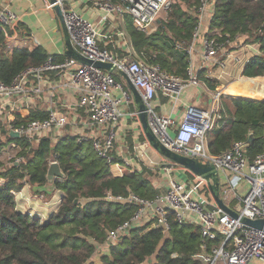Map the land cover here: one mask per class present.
<instances>
[{
	"label": "built area",
	"instance_id": "2783aa9c",
	"mask_svg": "<svg viewBox=\"0 0 264 264\" xmlns=\"http://www.w3.org/2000/svg\"><path fill=\"white\" fill-rule=\"evenodd\" d=\"M39 1L48 12L56 14L54 8L60 9L61 26L79 56L92 62L111 64L113 72L123 76L137 91L145 106L147 125L159 144L175 154L213 166L218 177L227 173L225 185L222 189L219 186V196L224 204L240 219L264 220V149L251 163L244 155L248 146L246 142L234 144L230 151L220 156L208 153L206 136L218 125V94L215 99L211 98L212 103L207 110L189 108L178 125L170 117L158 115L152 106L158 92L168 96L176 105L181 92L187 87L202 85V88H207L199 81L200 72L205 73L204 78L209 82L223 79L227 60L239 65V70L248 64L250 57L246 56V52L236 53L237 49L234 52L226 49L228 46L234 48L233 44L239 38L219 42L218 34L209 35L215 0H199L193 12L196 27L191 43L182 50L188 58L199 46L200 61L194 68L188 60L187 79L165 72L159 64H148L138 57L133 59V53L120 58L99 44L102 36L98 27L109 15L129 16L136 30L150 35L157 28L160 14L170 7L171 0H80L104 13L97 24L70 7L71 0ZM20 20L21 17L8 4L0 5V30H13ZM13 36L6 41L9 43ZM238 47L249 49L242 43ZM113 72L83 65L71 58L55 62L49 58L39 67H29L13 78L10 85L0 82V123L4 124L7 134H16L18 138L38 139L45 136L54 141L70 132L76 136L77 142H90L93 152L107 161L113 176L133 173L128 171L127 162L114 163L112 158L119 122L132 105L130 89L117 81ZM115 93L119 95L115 96ZM40 104L47 107L42 108ZM22 109H42L47 117L18 125L13 122L11 112ZM129 116L137 118V112ZM148 145V142L135 145L136 157L141 158ZM12 149L16 150L18 146L11 144L3 154L10 153ZM21 160L16 158L15 164L18 165ZM176 168L181 175L171 176L167 187L152 200L133 194L126 197L106 195V202L134 206L135 212L128 221L107 234L99 250H108L136 228L168 231L171 214L172 220L179 225L188 223L198 227L203 243L196 259L201 264H264V231L241 224L222 212L214 201L206 200L198 193L192 180L183 175L188 171L180 166L172 163L164 170L175 174ZM192 176L207 185L204 179ZM218 236H222L223 240L209 248L207 243L215 242Z\"/></svg>",
	"mask_w": 264,
	"mask_h": 264
},
{
	"label": "trees",
	"instance_id": "16d2710c",
	"mask_svg": "<svg viewBox=\"0 0 264 264\" xmlns=\"http://www.w3.org/2000/svg\"><path fill=\"white\" fill-rule=\"evenodd\" d=\"M115 1V0H113ZM199 0H176L167 12V18L158 20L156 30L146 35L132 26L131 18L124 16V28L134 56L148 64H159L162 70L187 79L188 59L182 50L189 46L196 27L193 12ZM215 14L209 26V35L218 34L217 40L234 41L243 37L246 44H257L258 55L250 57L239 80L226 86L221 93L234 99L220 100L218 110L221 127L212 129L206 136L211 156L230 151L234 144L253 141L245 149L251 163L264 149V0H215ZM19 26V25H18ZM18 28L0 30V82L10 85L13 78L29 67H39L49 58L53 62L67 58L50 56L41 46L14 48L11 55L3 54L6 39ZM101 48L122 57L121 49ZM114 78L123 82L118 73ZM213 91L216 84L199 77ZM250 78V79H247ZM126 87V86H125ZM127 88V87H126ZM13 122L27 123L43 120L47 113L42 109L15 110ZM141 141L143 138H140ZM11 144L15 159L22 160L4 166L1 157ZM113 162L119 157L112 155ZM60 166L64 179L55 180L54 189L63 193L57 211L47 220L40 221L15 209L14 194L24 183L32 187L47 186L46 173L51 161ZM198 193L213 202L208 186L185 172ZM0 264H201L196 256L201 252L203 240L199 229L191 224H177L170 214V229L136 228L119 239L108 250H99L108 233L128 221L135 207L106 202L108 193L126 197L133 194L152 200L158 190L144 178V173H125L113 176L106 160L91 148L90 142H77L76 136L62 135L56 141L49 137L15 138L7 134L0 123ZM218 192L219 189H218ZM75 201H77L75 203ZM147 229V230H146ZM218 236L208 247L219 245Z\"/></svg>",
	"mask_w": 264,
	"mask_h": 264
},
{
	"label": "crops",
	"instance_id": "0c3cea01",
	"mask_svg": "<svg viewBox=\"0 0 264 264\" xmlns=\"http://www.w3.org/2000/svg\"><path fill=\"white\" fill-rule=\"evenodd\" d=\"M6 4L9 5V8L13 12L21 17V20L17 25H21L22 27H24V35L27 34L29 36L28 38H32V42H35L34 45L41 46L44 51L50 56L65 55V44L67 37L65 31L61 26L59 18L56 17V14L44 10V7L39 0H0V5ZM69 6L75 9L83 18L89 20L94 24L99 23L101 17L104 15L103 12L94 8L92 4L81 3L80 0H71L69 2ZM98 31L102 36L101 38H99L100 45L104 47H107L109 45L112 49H121L123 52L122 56L127 55V53H133L129 43V38L124 28V16L118 17L116 15H109L106 18V21L98 27ZM25 38H27V36ZM242 44L246 43L243 42ZM246 45L249 46V49H243L241 47L239 48L238 46H235L234 49H237L235 50V52H246L247 57L259 54L257 44ZM23 46L25 45L23 44ZM115 49L113 50L115 51ZM8 53L9 51L6 55H9ZM199 55L200 47L196 46L194 55L187 58L188 60H190V65L194 68H197L199 65ZM243 70L244 68L239 70V65L232 64L230 60H227L225 72H232V75L237 74L240 76L242 75ZM199 74L200 76L206 77L205 73L203 72H200ZM215 74L217 75L218 72H216ZM227 75L231 77V74L227 73L225 76ZM122 78L124 80L120 83H122L124 87L126 86L127 88H129L127 80L123 76ZM256 79H262V82L264 83V77H258ZM199 81L203 83L200 78ZM221 81L222 79L218 81L214 80V82L212 83L219 84L221 83ZM228 84L230 83L228 82ZM208 91L210 90L208 88H202V85L200 87H187L184 91L181 92L176 105L173 104L168 96H165L162 93L158 92L152 103V106L153 108H155V112L158 115L170 117L176 123V125H178L182 121L185 112H187L189 108L194 107L203 110H207V107L208 109L210 108L212 100L210 94L207 93ZM117 95L119 94L115 93V96ZM221 95H224L225 97L227 96L225 94H222L221 92L218 93L219 97ZM218 106L220 107V100H218ZM135 112H137V118L129 116L130 114ZM219 121L220 116L217 120L218 125L216 126V128L221 127V123ZM129 132L131 133V139L133 142L132 147L129 148L132 153H128V148L125 145V135ZM141 137L143 138V140L140 142L139 140ZM145 142L148 141L144 135L138 117V104L135 103L132 95V105L127 109L124 117L121 118L119 126L117 128V140L114 145L115 148L113 154L119 157L122 163L124 161L127 162L128 171L131 170L133 171V173H142L144 171V167L150 169L149 165L153 163H162L160 165L161 168L169 166L167 165L168 159L158 154L157 151L150 146V144L144 150L143 158L136 157L133 147L137 144H143ZM165 171L164 169H162L160 173L168 175V177L166 178L169 179L173 173ZM129 173L133 174L132 172ZM175 175H181V172L177 168ZM226 177L227 173L225 172L221 173L218 177V184L221 189L227 181ZM167 184L168 180L166 181V184L164 185L163 189L160 190V192L167 187ZM62 197V192L54 189L51 184H48L44 187H32L29 184H24L22 188L14 194L15 209L21 214H27L31 217L39 219L40 221H45L57 211ZM252 264L258 263L254 262Z\"/></svg>",
	"mask_w": 264,
	"mask_h": 264
},
{
	"label": "water",
	"instance_id": "95a60500",
	"mask_svg": "<svg viewBox=\"0 0 264 264\" xmlns=\"http://www.w3.org/2000/svg\"><path fill=\"white\" fill-rule=\"evenodd\" d=\"M54 10H55L57 17L60 20L61 25H62V17H61L60 9L58 7H55ZM63 30L65 31L64 28H63ZM65 33H66V31H65ZM66 37H67V33H66ZM65 46H66L65 56L67 58H71L80 64L93 66V67H96L98 69H101V70H104L107 72H113L114 71L111 64L92 62V61H89L82 56H79L71 47V44L69 42L68 37L66 38ZM129 89L133 95L135 103L138 104V117H139V120L141 123L142 130L144 132V135H145L148 143L150 144V146L154 150H156L161 156L170 160L172 163L180 166L181 168L188 171L192 175L204 179L207 183L209 192L211 194V197H212L214 203L217 205V207L222 212L226 213L227 215H229L231 218H233L235 220H239L241 222V224H243L247 227H250V228H252L254 230H258V231H264V220L252 221V220H249L246 218L240 219L235 212L230 210L224 204V202L222 201V199L219 196L218 176H217V173L214 170L213 166H211L209 164H202V163L196 161L195 159L187 158V157H183V156H180L178 154H175V153L169 151L168 149H166L165 147H163L161 144H159L156 141L154 135L151 133V131L147 125V119H146L144 104L142 103L137 91L130 84H129ZM10 135L15 137V138H18V136L16 134L11 133ZM252 141H253V137L251 135H249L246 143L248 145H250L252 143ZM64 177L65 176H64L62 170L60 169V166L58 165V163L53 162L49 165V167L47 169V173H46V180H47L48 184H53V182L55 180H57V179L62 180V179H64ZM76 202L77 201H75V203Z\"/></svg>",
	"mask_w": 264,
	"mask_h": 264
},
{
	"label": "rangeland",
	"instance_id": "374dc122",
	"mask_svg": "<svg viewBox=\"0 0 264 264\" xmlns=\"http://www.w3.org/2000/svg\"><path fill=\"white\" fill-rule=\"evenodd\" d=\"M175 1L176 0H171V4H170V7H168L167 9H166V11H163L161 14H160V16L158 17V20H163V19H165V18H167V12H168V10L171 8V5L172 4H174L175 3ZM17 31H15L13 34H14V36H13V39H11L10 41H9V43H8V46L4 49V51H3V54H7V52L9 51V55H11V53L13 52V50H14V47H18V46H23V44L25 45V47H27V48H32L33 46H34V43L35 42H32V38H28L29 36L26 34V35H24V27H22L21 25H17ZM27 36V38H25ZM241 42L243 43H245V41H244V38L243 37H239V39L238 40H236V43L235 44H233V45H235V46H238V45H240L241 44ZM227 50H229V51H234V48H230V46H228L227 48H226ZM227 73H229V74H231V77H229L228 75L227 76H225ZM225 75L223 76L224 78L222 79V81H221V83H219V84H216L217 85V88L215 89V90H213V91H209V93H211V98H213V99H215L216 97H217V94L218 93H220V92H222V90L226 87V86H228V82L229 83H232V82H234V81H236V80H239L240 79V77H241V75L239 76V75H237V74H235V75H232V72H225ZM213 92V93H212ZM223 94V93H222ZM222 96H224V95H221L220 97H218V100H221V102H222V100H228V99H234V98H232V97H230V96H224V97H222ZM261 100H264V98L263 99H261ZM40 106L42 107V108H46L47 107V105L46 104H40ZM221 106V105H220ZM205 108H206V106H205ZM154 110H155V108H153ZM207 109H208V107H207ZM218 115H219V113H218ZM70 134V132L68 133H65L64 135H69ZM70 135H72V134H70ZM125 137H126V139H125V145L127 146V148H128V153L129 152H131L132 153V151L129 149V148H131L132 147V144H133V142H132V139H131V133L129 132V133H127L126 135H125ZM57 140V139H56ZM56 140H54V141H56ZM140 142H141V139L139 140ZM158 153V152H157ZM159 154V153H158ZM15 153H13V152H10V153H7V154H3L2 155V157H1V161H2V163H3V165L4 166H9L10 164H11V162H13L14 161V159H15ZM144 157V154H143V156L141 157V158H143ZM169 161V162H168ZM167 161V165H172V163H170L171 161L170 160H168ZM170 163V164H169ZM162 163H153V164H150L149 166H150V169H148V168H145L144 167V171L142 172V173H144V178H147V179H149L152 183H153V186L158 190V191H160V190H162L163 189V187H164V185L166 184V181L168 180V178H166V177H168V175H166V174H162V173H160V171L162 170V169H165V167L164 168H161L160 167V165H161ZM174 164V163H173ZM165 171V170H164ZM166 172V171H165ZM175 174H172L171 176H174ZM0 184H4V180H0ZM25 184V183H24ZM63 194V193H62ZM147 230V229H146ZM87 264V263H86Z\"/></svg>",
	"mask_w": 264,
	"mask_h": 264
},
{
	"label": "bare ground",
	"instance_id": "6f19581e",
	"mask_svg": "<svg viewBox=\"0 0 264 264\" xmlns=\"http://www.w3.org/2000/svg\"><path fill=\"white\" fill-rule=\"evenodd\" d=\"M250 80H252V79H250ZM253 80H255V79H253ZM237 81V80H236ZM235 82V81H234ZM234 82H232V83H234ZM232 83H230V84H232ZM230 84H228V85H230Z\"/></svg>",
	"mask_w": 264,
	"mask_h": 264
}]
</instances>
